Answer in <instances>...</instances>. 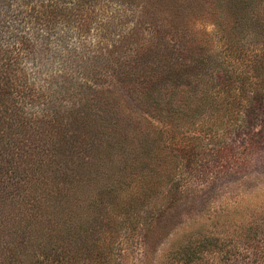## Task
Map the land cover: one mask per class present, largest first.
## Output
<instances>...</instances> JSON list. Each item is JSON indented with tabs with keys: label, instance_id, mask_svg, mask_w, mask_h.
<instances>
[{
	"label": "trees",
	"instance_id": "1",
	"mask_svg": "<svg viewBox=\"0 0 264 264\" xmlns=\"http://www.w3.org/2000/svg\"><path fill=\"white\" fill-rule=\"evenodd\" d=\"M98 1L0 0V264H115L147 206L207 197L211 176L264 144V0H208L201 17L179 6L181 34L162 2L138 5L115 47H132L113 72L121 92L61 77L46 99V50L88 32ZM186 19L212 30L190 35ZM227 220L186 230L169 263L262 264L264 229L231 236Z\"/></svg>",
	"mask_w": 264,
	"mask_h": 264
},
{
	"label": "rangeland",
	"instance_id": "2",
	"mask_svg": "<svg viewBox=\"0 0 264 264\" xmlns=\"http://www.w3.org/2000/svg\"><path fill=\"white\" fill-rule=\"evenodd\" d=\"M99 1L94 8L97 16L89 22L91 28L88 32L81 34L80 38L71 36L67 46L53 44L48 48V52L46 50L41 69L56 77L48 79L53 84L47 83L41 89V92H46L43 93L47 94L46 99L51 93H47L46 89L58 87V84L54 82H61V77L72 80L75 85L87 81L98 83L101 89H114L112 87L115 84L113 72L121 66L125 57L130 59V50H132L131 45L124 46L121 51L116 50L115 47L121 46L122 39L132 33L135 28L138 15L142 16L137 8L138 5L152 4L153 1L162 2V12L158 11L156 14L161 18L166 29L170 28L180 33L183 28L185 29L183 25L186 17L178 7H185L187 12L191 11L192 15L198 14L197 17H201L205 15L204 8L208 2V0ZM173 11L176 15L172 14ZM185 23L192 30L190 35L199 31L211 32L212 30L208 21L196 22L195 19H186ZM141 29L145 36L147 30L145 27ZM109 50L114 51L111 56H108ZM63 63L66 66L65 69H63ZM88 72L93 75L89 76ZM114 91L121 92L117 87ZM128 106L134 109L130 102ZM198 128L200 129V126ZM193 131L197 132V127ZM248 156L245 167L242 164L227 171L221 169L218 171L217 178H214V175L211 176L207 185L211 187V190H203L209 194L207 197H210V200L197 189L196 191L187 190V193H176L171 202H156L147 206V209L141 212L142 217L147 218V225L136 229V235L139 234L136 239H133L131 233L129 236L132 239H130L127 234L125 239H128V243L118 246L115 264H136L140 257H145V264H170L168 249L186 230L206 225L210 231H213L214 223L217 227L221 222L217 221L218 218H228L226 228L231 236H238L241 231L244 234L257 227L258 229L253 231H258L259 235L260 230L264 229V209H262L264 193L261 192L264 190V144ZM258 192L261 193L258 194ZM237 212L243 215H237ZM253 220L256 222H252ZM149 227H152L153 233L148 232ZM231 229L235 235L232 234ZM146 252L148 256H143ZM126 254L129 256L124 258ZM258 257L261 256L258 254ZM260 260L264 264V260Z\"/></svg>",
	"mask_w": 264,
	"mask_h": 264
}]
</instances>
